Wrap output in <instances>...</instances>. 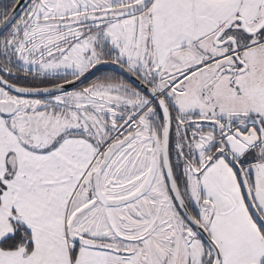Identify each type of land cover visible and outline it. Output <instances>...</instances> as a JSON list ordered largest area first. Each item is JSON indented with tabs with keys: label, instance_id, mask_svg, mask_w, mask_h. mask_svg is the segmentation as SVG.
<instances>
[{
	"label": "snow or ice",
	"instance_id": "6c2138e0",
	"mask_svg": "<svg viewBox=\"0 0 264 264\" xmlns=\"http://www.w3.org/2000/svg\"><path fill=\"white\" fill-rule=\"evenodd\" d=\"M0 264H264V0L0 3Z\"/></svg>",
	"mask_w": 264,
	"mask_h": 264
},
{
	"label": "trees",
	"instance_id": "16d2710c",
	"mask_svg": "<svg viewBox=\"0 0 264 264\" xmlns=\"http://www.w3.org/2000/svg\"><path fill=\"white\" fill-rule=\"evenodd\" d=\"M5 2V0H0V3H4Z\"/></svg>",
	"mask_w": 264,
	"mask_h": 264
},
{
	"label": "water",
	"instance_id": "95a60500",
	"mask_svg": "<svg viewBox=\"0 0 264 264\" xmlns=\"http://www.w3.org/2000/svg\"><path fill=\"white\" fill-rule=\"evenodd\" d=\"M26 2V0H22V3Z\"/></svg>",
	"mask_w": 264,
	"mask_h": 264
}]
</instances>
